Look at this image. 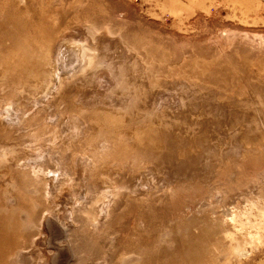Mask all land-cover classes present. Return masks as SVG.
Wrapping results in <instances>:
<instances>
[{"label": "rangeland", "instance_id": "rangeland-1", "mask_svg": "<svg viewBox=\"0 0 264 264\" xmlns=\"http://www.w3.org/2000/svg\"><path fill=\"white\" fill-rule=\"evenodd\" d=\"M0 264H264V0H0Z\"/></svg>", "mask_w": 264, "mask_h": 264}, {"label": "bare ground", "instance_id": "bare-ground-1", "mask_svg": "<svg viewBox=\"0 0 264 264\" xmlns=\"http://www.w3.org/2000/svg\"><path fill=\"white\" fill-rule=\"evenodd\" d=\"M68 50H69V49H68ZM70 50H71V49H70ZM66 51H67V50H66ZM66 51H65V52H66ZM62 52H63V51H62ZM67 53H68V51H67ZM59 58H60V57H59ZM71 58H72V57H71ZM71 58H70V59H71ZM66 59H67V57H66ZM67 60H69V59H67ZM72 60H73V59H72ZM57 61H58V60H57ZM65 63H67V62H65ZM71 63H72V62H71ZM63 64H64V62H63ZM68 65H69V64H68ZM71 65H72V64H71Z\"/></svg>", "mask_w": 264, "mask_h": 264}]
</instances>
